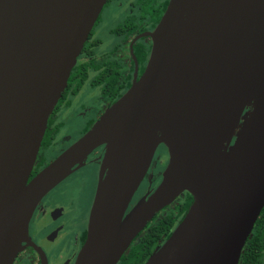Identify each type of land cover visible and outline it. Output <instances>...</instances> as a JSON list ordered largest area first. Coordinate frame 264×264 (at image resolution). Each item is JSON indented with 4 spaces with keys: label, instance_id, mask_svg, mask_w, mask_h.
Here are the masks:
<instances>
[{
    "label": "water",
    "instance_id": "95a60500",
    "mask_svg": "<svg viewBox=\"0 0 264 264\" xmlns=\"http://www.w3.org/2000/svg\"><path fill=\"white\" fill-rule=\"evenodd\" d=\"M106 0H0V264L38 202L104 146L74 264H116L156 213L192 202L143 264H238L264 207V0H169L142 75L30 177L47 120ZM155 190L125 213L158 145Z\"/></svg>",
    "mask_w": 264,
    "mask_h": 264
},
{
    "label": "flooded vegetation",
    "instance_id": "af4514ba",
    "mask_svg": "<svg viewBox=\"0 0 264 264\" xmlns=\"http://www.w3.org/2000/svg\"><path fill=\"white\" fill-rule=\"evenodd\" d=\"M168 2L169 0H106L103 8L111 3L114 8L121 7L124 12V16L120 18L121 23L109 30L119 41L108 51L102 52L101 40L92 33L91 29L58 100L60 103L57 102L48 117L30 177L81 137L102 112L119 99L133 81L142 75L152 45L150 37L144 34L154 30ZM85 89L97 91V94L101 96L102 106L98 109L81 102L79 104L81 108L75 113L81 122L79 136H72L64 132L61 118L71 110L78 94ZM59 112L61 114L58 116ZM103 153V145L96 148L81 167L38 202L28 223V237L31 243H23V249L17 254L12 264H74L86 239L88 216ZM168 159L166 147L163 144L158 145L149 168L125 213H128L140 198L155 190L162 179ZM85 168L95 171V185L91 198L87 201L88 212L84 219L75 209L76 190L69 185V181L72 176ZM188 197V193L183 192L170 205L156 213L150 222L154 223L166 214H170L174 220V229L192 202V199L187 201ZM145 228L134 237L116 264L123 263V256H127L130 248L142 239ZM241 253L238 264H264V213L256 218Z\"/></svg>",
    "mask_w": 264,
    "mask_h": 264
},
{
    "label": "rangeland",
    "instance_id": "374dc122",
    "mask_svg": "<svg viewBox=\"0 0 264 264\" xmlns=\"http://www.w3.org/2000/svg\"><path fill=\"white\" fill-rule=\"evenodd\" d=\"M121 7L117 9L110 3L105 5L101 11L100 17L97 20L96 24L92 28V33L99 37L101 40L100 49L102 52L108 51L114 44L118 43V39L114 34L110 33V29L120 24V18L124 16L123 10ZM99 49V51H100ZM97 90V89H96ZM97 91L93 89L82 90L73 104V107L61 118L62 128L64 132L72 135L79 136L81 122L75 114L81 106V102L88 104L89 106H94L99 109L102 106V99ZM61 112L58 113V116ZM69 185L76 190L75 195L76 207L78 213H80L83 218L87 216L88 212V199L91 198L93 186L95 185V171L88 170L87 168L81 170L69 181ZM66 187V186H65ZM90 200V199H89ZM87 202V203H86Z\"/></svg>",
    "mask_w": 264,
    "mask_h": 264
},
{
    "label": "trees",
    "instance_id": "16d2710c",
    "mask_svg": "<svg viewBox=\"0 0 264 264\" xmlns=\"http://www.w3.org/2000/svg\"><path fill=\"white\" fill-rule=\"evenodd\" d=\"M58 103H60V101ZM188 195L189 197L187 201L192 199L190 198L191 195L189 193ZM262 213H264V207L262 208L260 214ZM173 227L174 220L171 218L170 214H166L154 223H148L142 239L130 248L127 256H123L122 264H142L151 252L164 240H166V238H168Z\"/></svg>",
    "mask_w": 264,
    "mask_h": 264
}]
</instances>
